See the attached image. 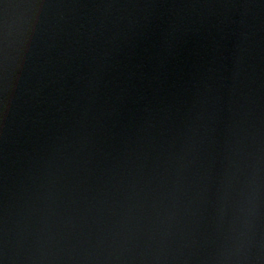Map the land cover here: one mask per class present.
<instances>
[{"label": "water", "instance_id": "water-1", "mask_svg": "<svg viewBox=\"0 0 264 264\" xmlns=\"http://www.w3.org/2000/svg\"><path fill=\"white\" fill-rule=\"evenodd\" d=\"M0 40L4 264H264V0H0Z\"/></svg>", "mask_w": 264, "mask_h": 264}, {"label": "clouds", "instance_id": "clouds-1", "mask_svg": "<svg viewBox=\"0 0 264 264\" xmlns=\"http://www.w3.org/2000/svg\"><path fill=\"white\" fill-rule=\"evenodd\" d=\"M6 38H7V32L4 33V40H6ZM3 43H4V41L0 40V44H3ZM0 264H4L3 259H0Z\"/></svg>", "mask_w": 264, "mask_h": 264}]
</instances>
